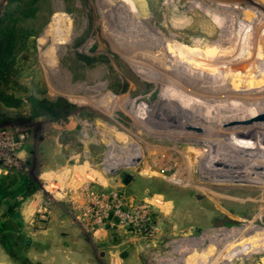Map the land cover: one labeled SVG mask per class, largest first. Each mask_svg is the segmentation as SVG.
<instances>
[{"label":"rangeland","instance_id":"obj_1","mask_svg":"<svg viewBox=\"0 0 264 264\" xmlns=\"http://www.w3.org/2000/svg\"><path fill=\"white\" fill-rule=\"evenodd\" d=\"M38 6L36 19L20 25V35H33L20 54L24 70L15 93L23 103L0 102V141L9 145L11 163L0 177L23 174L35 186L17 197L10 217L0 206V237L52 226L68 234L59 240L62 264H222L239 247L249 249L233 264H264V178L224 182L201 174L209 144L223 152L217 161L234 164L226 147L250 144L241 156L264 165V150L252 151L264 149V133L251 127L264 129V0ZM14 7L0 0V17ZM174 77L172 93L166 85ZM216 83L225 85L222 93ZM37 101L63 102L50 114L35 109ZM224 101L231 106L219 112ZM85 187L119 194L124 215L146 207L137 216L149 230L84 227L76 217ZM27 205L30 223L23 218ZM10 254L0 242V264H19Z\"/></svg>","mask_w":264,"mask_h":264},{"label":"trees","instance_id":"obj_2","mask_svg":"<svg viewBox=\"0 0 264 264\" xmlns=\"http://www.w3.org/2000/svg\"><path fill=\"white\" fill-rule=\"evenodd\" d=\"M39 1L9 0L10 3L15 4L14 9L5 11L0 17V102L5 107L15 108L23 103L22 99L15 93L20 86L19 79L24 70L23 65L19 62L20 54L25 50L28 38L33 35L28 30L25 35H20L23 31L20 25L36 19ZM62 102L57 101L49 104L44 101H37L35 109L45 108L50 114H56ZM34 186L23 174L14 176L11 173L0 177V206L3 205L4 207L2 217H10L9 215L13 214L14 209L20 203L17 197H26L34 190ZM4 224L5 222L0 220V229L3 228ZM0 242L2 247L6 249L14 241L10 244L6 236L1 235ZM14 248L17 250L12 254V257L15 254L19 255L20 250L25 248V242L19 241Z\"/></svg>","mask_w":264,"mask_h":264},{"label":"bare ground","instance_id":"obj_3","mask_svg":"<svg viewBox=\"0 0 264 264\" xmlns=\"http://www.w3.org/2000/svg\"><path fill=\"white\" fill-rule=\"evenodd\" d=\"M151 60V59H150ZM149 60V61H150ZM177 73V72H176ZM183 74H179V79L178 77H174L173 79H171L170 81H168L167 85H166V88L169 90V91H172V93L175 91V87L177 86L176 83L178 82L177 79L180 81L181 80V76ZM185 76V75H184ZM216 87V90L220 91L222 93L221 90L225 89V85H223V83H216L215 86ZM163 92L160 93V95H162ZM121 96V95H120ZM121 98V101L123 99H125V95H123V97H120ZM118 98V101H120V99ZM115 99V97H114ZM116 102H117V99H115ZM115 102V101H114ZM220 105L218 106H221V108L219 109V107L216 105V107H218L219 109V112L222 111L223 109H226L225 106H228L230 107L231 104H227L225 101L222 102V103H218ZM255 106H257L255 104ZM238 108H236V111L239 110V106H237ZM233 108V107H232ZM227 110V109H226ZM232 110V109H231ZM212 111V109H211ZM214 111V109H213ZM217 111V110H215ZM224 111V110H223ZM222 111V112H223ZM229 111V110H228ZM246 111V110H245ZM225 112V111H224ZM230 112V111H229ZM254 113H257V111H253ZM216 114V112H214ZM235 113V112H233ZM252 112H250L249 114H251ZM208 114V113H207ZM210 114V112H209ZM212 114V113H211ZM210 114V115H211ZM214 115V114H213ZM252 115V114H251ZM261 118V117H260ZM207 120V119H206ZM216 120V119H215ZM239 121H243V120H239ZM249 121V120H248ZM264 121V120H263ZM234 122H238V121H234ZM240 122V123H241ZM251 122V121H250ZM223 123V122H221ZM233 123V122H231ZM239 123V122H238ZM183 124H188L190 126H197V127H200L203 129H207V127H203L202 125H198V124H195V123H189V122H185ZM218 124V123H217ZM223 124H229L228 121L224 122ZM234 124V123H233ZM262 124V123H260ZM220 125V124H219ZM235 125V124H234ZM232 125V126H234ZM225 126V125H224ZM238 126V125H237ZM248 126V125H247ZM220 127V126H219ZM251 127H256V130L258 131H261L264 133V129H261L258 124H253ZM260 130H259V128ZM162 128V127H161ZM165 128V127H163ZM169 128V127H168ZM210 128V127H209ZM242 128H247V127H229V128H225V127H220V130H231V131H237V130H240ZM166 129V128H165ZM169 132V131H168ZM172 133V132H171ZM186 135V134H185ZM193 135V134H192ZM206 139V138H205ZM226 140H229L226 138ZM233 142H235V140L233 139L232 140ZM244 140H240V141H237V142H243ZM248 141V140H246ZM250 144H248L247 146H245V148L243 149V146H238L237 144L236 145H229L226 147V150L229 152L227 154L226 157H233L234 159H236V164L234 163H231V162H228L230 161L229 159L227 160H222L223 162H219V160L217 161V159H220L222 157V150L217 146V145H213V144H209L208 146V150H207V155L206 157H203V171H202V176H210L212 177V179H214V177L216 178V180L218 181H239V182H242V183H256L255 181H257L256 179L259 178V177H263L264 178V165H263V162L256 159L257 163L254 162H250V160L248 159L249 156H241L243 155L242 153H246V152H250L251 150L249 149ZM246 147H249V148H246ZM262 150H264L262 147H259L257 150L254 149L252 151H256V152H263ZM240 155V156H239ZM243 157V158H242ZM216 158V159H215ZM211 160V161H210ZM248 160V161H247ZM200 161V160H199ZM234 169V173H233V170ZM200 170V169H199ZM230 171L231 174H230ZM200 172V171H199ZM247 174V176H245V174ZM231 176V177H230ZM240 176H243L245 177L244 179H241ZM195 244H189L187 247V249L191 248V246H194ZM249 248L247 247H239L238 248V254L236 255H233L231 258H228L224 263L222 264H233V260L236 256H241V255H244L243 251L244 250H248Z\"/></svg>","mask_w":264,"mask_h":264},{"label":"built area","instance_id":"obj_4","mask_svg":"<svg viewBox=\"0 0 264 264\" xmlns=\"http://www.w3.org/2000/svg\"><path fill=\"white\" fill-rule=\"evenodd\" d=\"M4 138H6V135H4ZM4 138L3 141L5 140ZM17 140V143L21 145L24 141L23 136L18 135ZM5 142L0 141V169L11 170L10 160L6 157V153L10 152V149L8 148L9 145H6ZM85 193L86 201L82 207V212L76 217L77 220L82 222L84 227H90L92 229L93 226H97L102 229L108 228L113 230L114 227H118L119 225L121 228L130 225L136 231L149 230L144 216L141 218L137 216L138 211L142 212V214L147 213L146 207L140 209L135 207L128 215H124L122 207L123 199L119 198V194L99 191L96 187H93L91 190L85 187ZM37 212L36 219L44 221L46 219L44 213Z\"/></svg>","mask_w":264,"mask_h":264},{"label":"crops","instance_id":"obj_5","mask_svg":"<svg viewBox=\"0 0 264 264\" xmlns=\"http://www.w3.org/2000/svg\"><path fill=\"white\" fill-rule=\"evenodd\" d=\"M28 205L26 206V209L23 210V218L26 220L24 222L30 223L32 221V210ZM36 221L40 220L36 219ZM40 222L43 225V221ZM14 230L15 229L9 232V236H6L10 244H12L14 241L12 244L13 246L10 245L9 247V249L12 251V254L16 252L17 249L14 247H16L19 241L25 242V248L20 250L18 256L15 254V256L12 257V254H10V256L13 259H16L15 261H18L19 264H62L63 260L59 261L57 256L60 257L59 253L61 252V249L63 250L66 248L59 245V240L68 237V234L66 235L55 232L54 228L49 225H47L45 228L33 230L26 235L24 234V236L21 231L18 232ZM100 236L103 238L106 236V233H102ZM113 240L112 242L114 243L115 241ZM68 253L70 254V252Z\"/></svg>","mask_w":264,"mask_h":264},{"label":"water","instance_id":"obj_6","mask_svg":"<svg viewBox=\"0 0 264 264\" xmlns=\"http://www.w3.org/2000/svg\"><path fill=\"white\" fill-rule=\"evenodd\" d=\"M261 118H262V117H261ZM125 256H126V253H125V252H122V253L120 254V258H121V259H124Z\"/></svg>","mask_w":264,"mask_h":264},{"label":"flooded vegetation","instance_id":"obj_7","mask_svg":"<svg viewBox=\"0 0 264 264\" xmlns=\"http://www.w3.org/2000/svg\"><path fill=\"white\" fill-rule=\"evenodd\" d=\"M113 241H114V240H113ZM126 255H127V254H126ZM125 258H126V256H125ZM125 258H124V259H125Z\"/></svg>","mask_w":264,"mask_h":264}]
</instances>
